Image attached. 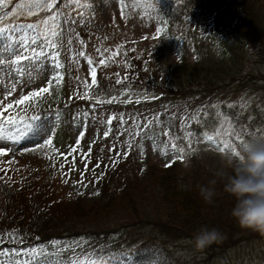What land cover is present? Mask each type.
<instances>
[{
  "label": "rangeland",
  "instance_id": "obj_1",
  "mask_svg": "<svg viewBox=\"0 0 264 264\" xmlns=\"http://www.w3.org/2000/svg\"><path fill=\"white\" fill-rule=\"evenodd\" d=\"M18 2L9 5V10ZM126 5L127 19L120 15L119 0H94L92 8L81 10L84 17L89 18L87 23L72 13V18L77 21L74 27L87 44L83 50L92 55L95 62L101 58L97 48L107 50L105 55L110 57L118 45H123L120 55L110 59L107 65L98 67V86H93L92 95L105 103H97L93 109L91 105L96 103V99L88 101L75 97L71 107L79 105L76 114L71 108L68 122L62 123L59 129L60 121L55 125L54 144L68 152V146L75 145L79 132L84 131L83 113H89V126L81 142L84 151L89 147L92 149L88 171H83L85 161L79 152L75 165L71 164L70 157L66 162L47 148L24 152L25 147H34L32 141L38 137L30 135L18 143L0 140V146L12 149L11 153L0 156V238L4 241L0 249H19L43 243L48 246L49 253H59L48 256V264H65L73 253L81 254L82 250L105 257L126 252L143 254L136 256L137 264H149L150 259H155L157 264H264V233L242 228L239 223L230 221L228 218L232 215L227 209L211 211L213 217L205 225L222 233L227 242L224 251L220 252L219 245L216 248L209 245L208 250L197 249L195 236L184 232L180 235L171 228L173 218L182 215L167 203L163 204L160 193L151 185L156 181L155 175L159 177L158 174L164 173L161 170L173 161L178 171L188 176L186 181L179 178L176 182L185 190L197 182L196 175L211 181L213 176L226 172V167L231 168L229 158H238L230 152H219L203 138L205 131L215 133L224 117L231 120L235 131L241 132L246 141L254 135H264V0H182L181 3L159 0L156 8L147 12L135 6L136 0H126ZM240 16L242 22L238 20L235 23L237 28L231 29L229 22ZM159 17L168 22V30L154 39L156 28L161 23ZM27 18H9L5 23L30 22ZM63 27L66 39L61 57L65 62L62 89L70 98L78 86L83 95V85L76 77L79 76L81 81L87 78L90 83V66L82 57H77L79 65L72 60L73 50L82 46L71 37L67 20ZM174 63L178 67H174ZM186 66H200L198 80L184 71ZM206 75L207 78H203ZM3 78L4 73L0 69V79ZM158 78L165 89L178 88L176 93L183 97L171 92L168 97H160L162 94L154 89L161 85ZM144 79L148 85L141 84ZM118 80L121 83H117ZM42 83V80H37L32 87ZM3 91L0 85V92ZM112 96L117 100L107 103ZM137 99L140 103H136ZM149 108L155 111L147 110ZM173 108L175 116L174 112L172 115H160L163 110ZM127 111L128 118L132 119H128L127 124L113 121L112 133L104 137L103 132L109 127L107 120L113 114L117 117L123 115L126 119ZM153 116H158V120L151 126V138H133V148L124 159L122 153L127 151L129 140V133L124 129L134 131L137 120L144 123ZM187 124L191 127H186ZM166 130L171 137H179L176 143L178 148L185 149L186 161L175 158L177 153L171 149L168 137L163 135ZM187 131L194 133L192 144L195 154H189L191 150L184 139ZM121 132L124 135L121 136ZM232 142L240 147L234 136ZM113 145L121 153L115 167L110 166V158L116 156V152L111 150ZM166 145L167 155L164 154ZM49 156L53 159H48ZM96 162L106 164L110 171L136 185L133 194L138 205L133 210L121 209L104 217L106 220L116 217L108 227L111 231H122L107 238L99 234V228L94 225L98 222L89 219L85 222V218L79 216L88 207L97 208L96 202L103 199L102 193L92 185ZM62 163L65 164L64 172L71 169L67 182L59 168ZM134 172H138L139 179H133ZM143 183L149 184L152 195L144 201L141 193ZM21 192L29 210L28 222L20 221L18 217L23 210L18 198ZM58 198L63 199L64 216H59L57 206L54 207L53 202ZM228 203L231 206V201ZM219 212L227 220H221V216L217 218ZM66 216L71 220L65 221ZM38 231H51L54 238L48 242L38 241ZM230 235L240 242L230 244ZM52 240H60L61 245H52ZM77 243L79 247H76ZM65 245H72V248L60 251Z\"/></svg>",
  "mask_w": 264,
  "mask_h": 264
},
{
  "label": "snow or ice",
  "instance_id": "obj_2",
  "mask_svg": "<svg viewBox=\"0 0 264 264\" xmlns=\"http://www.w3.org/2000/svg\"><path fill=\"white\" fill-rule=\"evenodd\" d=\"M177 2L181 3L182 0H177ZM12 3L13 0H0V13H2L0 15V69L4 73V78L0 79V85L4 88V91L0 92V140L18 143L30 135L38 137L39 139L32 141L34 147H25L23 149L24 152L47 148L54 155L63 157L66 162L70 157L72 165H75L77 160L76 154L79 152L80 157L85 161L83 171L87 172L92 149L89 147L87 151H84L81 148V142L89 126L87 123L89 113H83L85 117L83 122L84 131L79 132V139H77L75 145L68 146V152H64L54 144L53 139L56 134L55 125L61 120L62 114L59 108L55 112H51L50 109L44 107L49 98H54L58 94L56 90L62 89L64 85L65 62L61 59L66 39L63 27L64 21H68V31L73 34V38L78 40L79 45L82 46V48L76 47L73 50L72 60L76 61V64L79 65L77 57H82L86 60L87 65L90 66V83L87 78L81 81L79 76L76 77L77 81L83 85V95H81L78 86L77 91L70 99L75 97L88 101L96 99V103L91 105L93 109L97 107V103H105L104 100L94 98L92 95L93 86H98V67L107 65L110 59L120 55V48L123 45H118L110 57L105 55L107 50L97 48L96 51L101 57L98 63L94 61L92 55L86 54L83 50L87 48V44L84 39L80 38L81 33L76 31L74 27L77 21L72 18V13L75 12L76 16L80 17L81 22L87 23L89 18L84 17L81 10L92 8L94 0H90V2H85V0H19L9 10V5ZM158 3L159 0H136L135 6L147 12L148 9H155ZM119 5L120 15L127 19L125 12L127 7L126 0H119ZM157 15L159 16V13ZM16 17L38 18L34 22L17 21L5 23V20ZM159 18L161 23L156 28L154 39L165 34L168 30V22L163 17ZM144 39H147V36ZM69 43L71 44L72 41H69ZM128 67H131V65H128ZM37 80H42L43 83L32 87V85L36 84ZM117 83H121V81L118 80ZM125 91H129V89H125ZM116 100L117 97L112 96L107 103H112ZM124 103H131V101H124ZM136 103H140V100L137 99ZM229 107H232V105H229ZM128 119H132V117ZM184 119L188 120V117H184ZM157 120L158 116H153L152 119H147L144 123L137 120L134 131H130L127 128L124 129L125 132L129 133L127 151L122 153L124 159H127L128 154L133 148V138H151L149 137V133L152 131L151 126ZM113 121H118L122 124L128 123V120L123 115L117 117L113 114L106 122L109 127L103 132L104 137H108L112 133L111 125ZM199 122L197 119L196 123L199 124ZM186 127L190 128L191 124H187ZM120 135H124V132H121ZM163 135L168 137L171 142V149L174 153H177L175 158L180 161H186L185 149L183 147L178 148L176 143L179 137H171L167 130ZM193 135L192 131H187L184 135V139L188 141V148L191 150L189 154H195L196 152L192 144ZM249 135L253 134L250 133ZM233 136L236 141H239L240 147L232 142ZM255 136L264 137V135ZM203 138L206 142L214 145L219 152H230L236 158H241V149L246 145V140L241 132L235 131L228 117H224L220 128L215 133L209 134L205 131ZM111 150L116 152V156L115 158H110V166L115 167L120 161L121 153L117 152L115 145H113ZM11 151L12 149L9 147L0 146V156L7 155ZM167 151L168 145L164 148L165 155H167ZM141 154H143L142 145ZM48 159L52 160L53 156H49ZM168 166L171 165L169 164ZM96 167L99 168V164ZM59 168L61 174L65 177V182H67L71 169L68 172H64L65 164L63 163L59 165ZM77 183L81 182L77 181ZM94 194L98 195V193ZM3 243V239L0 238V244ZM50 243L54 246L61 245L60 240H52ZM76 247H79V243L76 244ZM69 248H72V245H65L60 251ZM58 254L49 253L48 246L43 243L19 249L16 247L11 249L3 247L0 249V264H48V256ZM137 255L143 254L126 252L119 255L111 254L105 257L82 250L81 254L73 253L70 260L65 262V264H137ZM149 264H157V261L150 259Z\"/></svg>",
  "mask_w": 264,
  "mask_h": 264
},
{
  "label": "trees",
  "instance_id": "obj_3",
  "mask_svg": "<svg viewBox=\"0 0 264 264\" xmlns=\"http://www.w3.org/2000/svg\"><path fill=\"white\" fill-rule=\"evenodd\" d=\"M238 20H241V16L232 21L229 22L230 28L235 29L237 28ZM239 28V27H238ZM248 31H246V34ZM174 67H178L177 63H174ZM200 66H186L184 71L186 73H189L192 78L198 80V76L200 75V70L198 69ZM202 77V76H201ZM203 78H207L203 77ZM180 82V79H179ZM48 103H45L44 106H47ZM154 168L155 165H154ZM24 170V169H22ZM226 172L219 173V176L215 177L213 176L211 178V181L204 180L200 175H196L197 182L190 185V188L185 190L180 186L176 185V182L178 179H184L185 181L188 179V176L181 174L178 169L176 168V164L164 167L163 170H161V174H158L159 177L155 175V182L150 183L152 186L156 187L157 192L160 193V197L162 200V203H167L174 211H178L181 217H174L172 222L170 223L171 228L177 232L183 234H190L192 236H196L202 227H204L208 222L209 218L213 217L211 215V211L216 210H222L227 209L229 213L231 212L234 204L235 199L232 197L229 193L225 191V184L227 182V178L229 175L233 174V167L231 168H225ZM230 172V173H227ZM150 175V173H149ZM135 176V175H134ZM151 182V181H150ZM149 184H142L141 186V193L143 194V201L146 198H149L151 195V187L149 189ZM136 185L134 184H127L126 187L118 190H110L107 187L104 188V194L103 199L101 201H97V208L95 207H88L86 212H83L79 216L82 218H85V222L87 219L91 220V222H98L96 225L103 226L104 224H108L111 221L115 219H104L105 216H108V214H114L118 210H133L138 205V202H136L134 193V187ZM207 187L214 190V195L212 197V200L209 202L205 200V198L201 195L200 187ZM155 190V188L153 189ZM103 191V190H102ZM25 192V191H24ZM19 200L22 202L21 207L23 210L18 216L20 218V221H27L28 219V213L29 210L27 209V202L24 199V193L21 192L18 194ZM63 199H55L53 202L54 207L57 206L56 211L59 216H64L66 214L63 211V205H62ZM52 201V200H51ZM231 201V206L228 202ZM143 203V202H142ZM92 204V203H91ZM17 208H19V205H17ZM15 212V210H14ZM218 212V211H217ZM108 213V214H107ZM15 216H17L15 214ZM220 217L221 220H227L221 212H219L217 218ZM111 218V217H110ZM230 221H235L238 223V221L231 216L228 218ZM65 221H70L71 219H64ZM198 226V227H197ZM165 229H168L167 225H165ZM39 235H44L45 237H49L50 235H53L51 231H39L37 232ZM106 235L108 233L106 232ZM229 243L235 242L232 238V236H229ZM224 236L223 239L219 242L213 243L210 246L212 248H216L218 245L221 246L220 248H224L225 242ZM223 250V249H222Z\"/></svg>",
  "mask_w": 264,
  "mask_h": 264
},
{
  "label": "clouds",
  "instance_id": "obj_4",
  "mask_svg": "<svg viewBox=\"0 0 264 264\" xmlns=\"http://www.w3.org/2000/svg\"><path fill=\"white\" fill-rule=\"evenodd\" d=\"M233 174L229 175L225 191L235 199L231 215L242 228L264 233V137L252 136L241 149V158H229ZM201 195L211 201L214 190L200 187ZM223 239L222 233L207 226L195 236V247L204 249Z\"/></svg>",
  "mask_w": 264,
  "mask_h": 264
}]
</instances>
